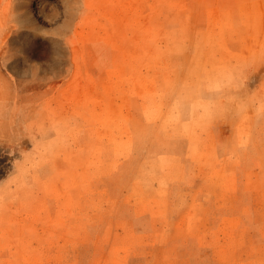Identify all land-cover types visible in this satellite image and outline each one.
<instances>
[{
  "label": "rangeland",
  "instance_id": "374dc122",
  "mask_svg": "<svg viewBox=\"0 0 264 264\" xmlns=\"http://www.w3.org/2000/svg\"><path fill=\"white\" fill-rule=\"evenodd\" d=\"M0 264H264V0H0Z\"/></svg>",
  "mask_w": 264,
  "mask_h": 264
}]
</instances>
